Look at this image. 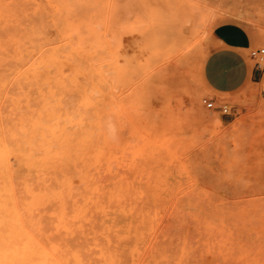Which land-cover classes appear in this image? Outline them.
Segmentation results:
<instances>
[{"label":"rangeland","instance_id":"374dc122","mask_svg":"<svg viewBox=\"0 0 264 264\" xmlns=\"http://www.w3.org/2000/svg\"><path fill=\"white\" fill-rule=\"evenodd\" d=\"M0 13L29 62L20 88L0 51L2 119L25 125L24 219L60 256L74 246L68 264H264V76L218 93L202 74L223 46L259 61L264 0H0Z\"/></svg>","mask_w":264,"mask_h":264},{"label":"bare ground","instance_id":"6f19581e","mask_svg":"<svg viewBox=\"0 0 264 264\" xmlns=\"http://www.w3.org/2000/svg\"><path fill=\"white\" fill-rule=\"evenodd\" d=\"M0 16H1V13H0ZM3 16V15H2ZM5 16V15H4ZM1 18V17H0ZM8 20V19H7ZM0 29H3L0 28ZM6 29V28H5ZM7 30V29H6ZM2 32V31H1ZM6 34L8 32L4 31ZM3 32V33H4ZM11 33V32H9ZM16 33V32H15ZM5 34V35H6ZM10 35H15V34H10ZM18 35V33H17ZM3 36V34L1 35ZM16 36V35H15ZM22 35H18V37L22 40L20 41L19 38L16 39V37L14 36H9L7 37V39L5 41H2L3 39L5 38H0V50L1 52L3 51H8L9 52V47H10V53L7 54L8 56L10 55L12 59L11 62H15V66L14 68L10 69H7L6 66H4L6 69H4L6 72H2L3 73H8L9 76L12 77H15L17 78L16 80L19 81L22 85L20 88H24V65L25 64H29L28 63H25V60H24V47H23V40H24V36L21 37ZM6 37V36H5ZM30 46H35V45H30ZM26 48V47H25ZM34 48V47H33ZM40 48V47H39ZM8 49V50H7ZM27 49V48H26ZM39 50V49H38ZM27 51H25V54H26ZM39 54V53H38ZM2 55V53H1ZM5 56V57H3ZM1 57V60L4 59V61H7L8 60H11V59H8L6 58L7 56L6 55H3ZM32 56V55H31ZM30 56V57H31ZM6 58V59H5ZM0 60V61H1ZM27 60V59H26ZM35 60V59H34ZM3 61V62H4ZM6 61V62H7ZM28 61H31L29 58H28ZM9 62V61H8ZM7 62V63H8ZM12 64V63H11ZM9 65H10V62H9ZM14 65V64H13ZM12 65V67H13ZM27 66V65H26ZM3 66L0 67V71H2L3 69H1ZM29 67V65L27 66ZM31 67V66H30ZM38 68V66H37ZM27 69V68H26ZM8 71V72H7ZM1 73V72H0ZM39 73V72H37ZM48 74V72H47ZM87 74V72H86ZM98 74H100L98 72ZM85 75V74H84ZM1 77V76H0ZM87 77V76H86ZM2 78V77H1ZM0 78V98H1V95L3 94L2 92V89L3 91L5 90V86H6V82L3 81V79ZM22 79V81H20V79ZM11 79V81H12ZM7 80V79H6ZM104 80V78H103ZM10 81V80H9ZM8 81V82H9ZM7 82V83H8ZM5 83V84H4ZM11 83V82H10ZM13 83V82H12ZM104 83V81H103ZM46 84V83H45ZM9 85V84H8ZM15 85V84H14ZM103 85V84H102ZM41 86V85H40ZM4 87V88H3ZM8 87V86H7ZM12 87V86H11ZM45 87V86H44ZM100 87V86H99ZM10 88V87H8ZM8 88H6L8 90ZM14 88V87H13ZM16 89V88H14ZM91 89V88H90ZM30 90V89H29ZM16 91V90H15ZM33 91V90H32ZM31 91V92H32ZM86 91V90H85ZM6 92V90H5ZM35 92V91H34ZM88 92V90L86 91ZM95 92V91H94ZM9 93V92H7ZM101 93V91H100ZM10 95V94H9ZM20 95V94H19ZM15 96V95H14ZM93 93H92V97H93ZM92 97H89V98H92ZM3 99H4V94H3ZM21 99V98H20ZM23 99V98H22ZM34 99V98H33ZM43 99V98H42ZM1 101V100H0ZM20 101V100H19ZM29 101V100H28ZM3 102V101H2ZM6 102V101H5ZM24 102V101H23ZM40 102V101H39ZM50 102V101H48ZM38 103V102H37ZM36 103V104H37ZM2 104V103H1ZM7 104H9V102H7ZM21 106V105H20ZM24 106V105H23ZM2 107V106H1ZM7 108V107H6ZM5 108V109H6ZM21 108V107H20ZM49 109V108H48ZM11 110V109H10ZM15 110V109H14ZM20 109H18L19 111ZM45 110V109H44ZM47 110V108H46ZM55 110V109H54ZM68 110V109H66ZM88 110V109H86ZM4 111V110H3ZM21 113V110L19 111ZM24 113V111H22ZM49 112H50V109H49ZM79 112H82L80 109H79ZM85 112V111H84ZM11 113V112H10ZM20 113H18L20 115ZM55 113V112H54ZM8 114V113H7ZM15 114V113H13ZM53 114V113H52ZM22 115V114H21ZM24 115V114H23ZM69 115V113H68ZM89 116V114L87 115ZM9 117V116H8ZM33 117V116H31ZM56 117H60V114L59 116L57 115ZM83 117V116H82ZM24 118V117H23ZM86 118V116L84 117ZM5 119V117H4ZM41 119V118H40ZM54 119V118H53ZM56 119V118H55ZM82 119V118H81ZM42 120V119H41ZM44 120V119H43ZM59 120V119H58ZM83 120V119H82ZM8 121H9V118H8ZM17 122V121H16ZM42 122V121H41ZM57 122V121H56ZM60 122L58 121L57 122V125L59 124ZM92 123V122H91ZM7 124V123H6ZM2 119V116H1V112H0V264H5L7 261L12 264L14 261H19L21 264H68V259L69 258H72L74 261H76V258H77V253L75 252L74 250V246L72 248V246H66L63 245V249L60 248V252H62V256H60L59 254L61 253H58L57 251L59 250V247H61L62 245H60L59 247H56L55 244H52L50 242H46L44 241V239L41 237L40 233L37 231V228L35 226V223L33 222H30L29 220H26L24 219V180H27L24 179V153L26 152L24 149V119H20V122L19 124L17 125V132H15V129H10L7 125H6ZM10 124V123H9ZM51 124V123H50ZM94 124V123H93ZM92 124V125H93ZM15 125V124H14ZM83 125V124H82ZM10 126V125H9ZM87 126V125H85ZM101 126V124H100ZM12 127V126H11ZM53 127V126H52ZM91 127V126H90ZM54 128V127H53ZM66 128V127H65ZM69 128V127H68ZM89 128V127H88ZM95 128V127H94ZM102 128V127H101ZM92 129V128H91ZM70 130V129H69ZM89 130V129H88ZM95 130V129H94ZM102 130V129H101ZM85 131H86V127H85ZM55 133V132H54ZM85 133V132H84ZM94 133V132H93ZM87 134V132L85 133ZM53 135V134H52ZM60 135V134H59ZM74 135V134H73ZM72 135V136H73ZM101 136V134H100ZM52 137V136H51ZM60 137V136H59ZM77 137V136H76ZM94 137V135L92 136ZM99 137V136H98ZM36 138V137H35ZM74 138V137H73ZM72 138V140H73ZM106 138V137H105ZM52 139V138H51ZM34 140V139H33ZM40 140V139H39ZM82 140V139H81ZM57 141V140H56ZM99 142H100V139H99ZM51 143H53L51 141ZM55 143V142H54ZM53 143V144H54ZM60 143V142H59ZM30 144V143H29ZM61 144V143H60ZM37 145V144H36ZM50 146H53V148L55 146H57L56 144L55 145H50ZM73 146V145H72ZM31 147V146H30ZM33 147V146H32ZM37 148H39L38 146H36ZM62 148V147H61ZM104 148V147H103ZM35 150V144H34V148ZM32 149V150H33ZM57 149V148H56ZM33 150V151H34ZM25 151V152H24ZM31 151V150H30ZM38 150L37 151H34L33 154H37ZM41 153V152H40ZM40 153L38 152V154L40 155ZM48 153V152H47ZM37 154V155H38ZM42 154V153H41ZM49 156V155H48ZM32 157V156H30ZM29 157V158H30ZM59 157V156H58ZM55 158V156L53 157L55 160H59L60 158L62 157H59V159ZM52 158V157H51ZM66 158V157H65ZM68 158V157H67ZM26 159V158H25ZM32 159V158H30ZM29 159V160H30ZM34 159V158H33ZM37 159V157H36ZM27 160V159H26ZM61 160V159H60ZM63 160L64 157H63ZM43 161V160H42ZM50 161V160H49ZM49 161H45L47 163H49ZM13 162H16L15 166L13 165ZM31 162H33L31 160ZM44 162V161H43ZM44 162V163H45ZM35 163V166L36 164H38L39 162L37 161L34 162ZM66 165L69 166V164H67L66 162ZM40 166V165H39ZM30 168V167H29ZM63 169V168H62ZM29 170V169H28ZM27 170V171H28ZM34 170V169H33ZM39 170V169H38ZM45 170V169H44ZM59 171V170H58ZM28 172H31V170H29ZM27 175V174H26ZM59 175V174H57ZM31 178V176H30ZM29 181V179H28ZM32 183V181H31ZM31 188V187H29ZM120 192V191H119ZM93 193V192H92ZM94 194V193H93ZM92 194V195H93ZM53 195V194H52ZM112 195V194H111ZM26 197V196H25ZM29 198V197H27ZM78 201V200H77ZM52 205V204H50ZM48 211V210H47ZM152 213V212H151ZM62 214V213H61ZM156 214V213H155ZM32 215V214H31ZM60 215V214H59ZM26 217V216H25ZM50 218V217H49ZM54 218V217H53ZM52 218V219H53ZM51 219V218H50ZM38 220V219H37ZM43 220V219H42ZM48 220V219H47ZM35 221V220H34ZM106 221V220H105ZM40 222V221H39ZM85 222V221H84ZM90 222V221H89ZM107 222V221H106ZM41 223V222H40ZM52 223V222H51ZM74 223V222H73ZM79 223V222H78ZM83 223V222H82ZM87 224V223H86ZM85 224V225H86ZM45 225V224H44ZM43 225V226H44ZM72 225V224H71ZM89 225V224H88ZM94 225V224H93ZM42 226V228H43ZM51 226V225H50ZM49 227V226H48ZM52 227V226H51ZM70 227V226H69ZM95 227V225H94ZM142 227V226H141ZM93 228V227H92ZM97 228V227H96ZM103 228V227H102ZM112 228V227H111ZM140 228V227H139ZM51 229V228H50ZM49 229V230H50ZM106 229V228H105ZM135 229V233L137 234L138 233V229L137 228H134ZM45 230V229H44ZM52 230V229H51ZM50 230V231H51ZM96 230V229H95ZM103 230V229H101ZM129 230V229H128ZM127 230V231H128ZM59 231V230H58ZM62 230H60L61 232ZM126 231V230H125ZM46 232V231H45ZM65 232V231H63ZM77 232V231H76ZM89 232V231H88ZM111 232V230H110ZM110 232L108 233L107 236H110ZM69 232H67V235H68ZM121 233H124V230L122 229H115L114 230V235H118V234H121ZM53 234V233H52ZM61 234V233H60ZM102 234H103V231H102ZM101 235V234H100ZM53 236V235H52ZM51 236V237H52ZM57 236H59L57 234ZM57 236H53V238H57ZM80 236V235H79ZM50 236H48L49 238ZM62 237V236H61ZM77 237V236H76ZM83 237V236H82ZM142 237V236H141ZM53 238H50L52 239L53 243H55L57 240L56 239H53ZM75 238V237H74ZM60 239V238H58ZM66 239V238H65ZM73 239V237L70 238V240ZM86 239V238H85ZM100 239V237H99ZM61 240H64L63 238ZM89 240V239H87ZM102 240V239H100ZM104 240V239H103ZM51 241V240H50ZM73 241V240H72ZM71 241V243H72ZM91 241V240H89ZM97 241H98V238H97ZM62 242V241H61ZM66 242V241H65ZM69 242V240H68ZM99 242V241H98ZM77 243V241H76ZM81 243L84 244L86 242H83V240H81ZM102 243V242H101ZM104 243V242H103ZM58 244V243H57ZM60 244V242H59ZM62 244V243H61ZM66 244V243H65ZM74 244V243H73ZM89 244V242L87 243ZM87 244H84L86 245L85 247H87ZM97 244V243H95ZM83 245V247H84ZM98 245V244H97ZM105 245V243H104ZM79 246L82 247V245L80 244L79 242ZM79 246L77 245V247L79 248ZM75 248L77 250V252H79L78 248ZM110 247V246H109ZM87 250V249H86ZM85 250V252H86ZM83 251V248L82 250ZM80 251V253H81ZM97 251V250H95ZM95 251L92 250V253ZM123 251V250H122ZM209 251V250H207ZM84 252V251H83ZM84 252V254H85ZM91 250L88 252L90 253ZM79 253V255H81ZM86 252V254H88ZM83 254V255H84ZM91 254V253H90ZM97 254V253H96ZM111 254V253H110ZM81 257V260H86L84 259L83 257L86 258V256L84 255ZM89 255V254H88ZM83 258V259H82ZM87 258H89L87 256ZM95 259V258H94ZM219 259V258H218ZM14 260V261H13ZM92 260V259H91ZM79 261H77L78 263ZM86 261H84L83 263H85ZM228 262V261H227ZM80 263V262H79ZM223 262H221L222 264ZM232 263V262H230ZM90 264V262L88 263ZM91 264H93L91 262ZM96 264V263H94ZM225 264V263H224Z\"/></svg>","mask_w":264,"mask_h":264},{"label":"crops","instance_id":"0c3cea01","mask_svg":"<svg viewBox=\"0 0 264 264\" xmlns=\"http://www.w3.org/2000/svg\"><path fill=\"white\" fill-rule=\"evenodd\" d=\"M202 74L211 90L228 93L244 85L259 84L264 76V68L250 64L237 48L223 46L208 55ZM261 93L264 97V91Z\"/></svg>","mask_w":264,"mask_h":264},{"label":"built area","instance_id":"2783aa9c","mask_svg":"<svg viewBox=\"0 0 264 264\" xmlns=\"http://www.w3.org/2000/svg\"><path fill=\"white\" fill-rule=\"evenodd\" d=\"M251 55H252L253 57L259 55V56H258L259 61L256 63V65L260 66V61L262 60V56L264 55V48L259 49V50L252 51V52H251ZM202 102H203V104H204L207 108H212V107H213V102L210 101V100H207L206 98H204V99L202 100ZM222 111H223V113H227L228 108L224 106V107L222 108Z\"/></svg>","mask_w":264,"mask_h":264}]
</instances>
